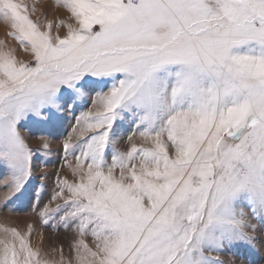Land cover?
<instances>
[{
    "label": "snow or ice",
    "instance_id": "snow-or-ice-1",
    "mask_svg": "<svg viewBox=\"0 0 264 264\" xmlns=\"http://www.w3.org/2000/svg\"><path fill=\"white\" fill-rule=\"evenodd\" d=\"M57 6L68 13L63 36L31 18L34 6L0 0L7 35L30 55L0 49L3 209L15 211L32 177L22 129H54L57 113L95 94L76 142L63 143L75 179L52 196L63 203L51 211L78 237L67 264H222L226 248L250 264L264 247L255 235L264 231V0ZM118 120L134 128L130 142L138 133L149 146L119 150ZM0 231V264H65L32 248L31 226Z\"/></svg>",
    "mask_w": 264,
    "mask_h": 264
},
{
    "label": "rangeland",
    "instance_id": "rangeland-1",
    "mask_svg": "<svg viewBox=\"0 0 264 264\" xmlns=\"http://www.w3.org/2000/svg\"><path fill=\"white\" fill-rule=\"evenodd\" d=\"M23 2L29 4V7H35V14L31 17L33 20L40 18L45 23H52L53 36H63L65 34L66 28H57V25L69 22L68 13L57 6L62 0H23ZM9 31L8 26L0 21V49H15L17 59L28 62L30 55L22 51L18 43L7 35ZM94 99L95 94L84 97L82 102L77 101V107L74 111L64 110L57 113L60 120L54 129L41 131L38 125L32 123L27 124L22 129L26 144L33 152L32 177L23 193L16 194L19 199L11 205V208H14L15 211L3 209L5 199L9 195L5 185L11 182V176L7 169H3L5 174L0 176V229L7 227L25 232L31 226L30 241L32 248L34 250L41 249L42 256L55 261H59L61 255H63L65 264L71 256H74L71 246L78 237L72 230L65 229L59 218L55 217V213L51 211L55 209L57 204L63 203L60 200L52 201V196L58 191L57 185L61 180L67 179L71 182L75 179L72 175L75 158L71 155L65 157L63 143L70 134L73 135V142H76L73 128L77 127V118L81 113L96 111V107L93 105ZM120 123L118 120L116 126L117 136L120 137L119 150L126 151L131 143H135L138 147L144 145L138 133L130 142L128 136L132 134L134 128L129 127L125 122L123 129L126 130H122ZM45 143L48 145L47 148L44 147ZM46 205L50 210L47 223L40 215ZM257 228H259L258 225ZM255 235L258 241L264 243V231H258ZM2 238L3 232L0 231V239ZM84 239L91 247V237H84ZM234 251L236 250L229 251L226 248L219 255L222 264H240V261L233 255ZM249 261L250 264H264V247L257 244L254 254L249 256Z\"/></svg>",
    "mask_w": 264,
    "mask_h": 264
},
{
    "label": "bare ground",
    "instance_id": "bare-ground-1",
    "mask_svg": "<svg viewBox=\"0 0 264 264\" xmlns=\"http://www.w3.org/2000/svg\"><path fill=\"white\" fill-rule=\"evenodd\" d=\"M7 42V41H6Z\"/></svg>",
    "mask_w": 264,
    "mask_h": 264
}]
</instances>
